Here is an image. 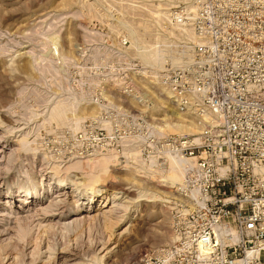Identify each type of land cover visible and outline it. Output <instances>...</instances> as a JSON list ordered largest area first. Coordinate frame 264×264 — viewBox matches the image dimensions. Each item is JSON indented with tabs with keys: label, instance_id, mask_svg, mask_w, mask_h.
<instances>
[{
	"label": "rangeland",
	"instance_id": "374dc122",
	"mask_svg": "<svg viewBox=\"0 0 264 264\" xmlns=\"http://www.w3.org/2000/svg\"><path fill=\"white\" fill-rule=\"evenodd\" d=\"M158 1L0 0V264H122L140 251L160 249L170 242L167 212L162 203L172 195V190L158 182L160 179L156 181L132 171L131 159L119 162L113 155L62 164L46 146V141L59 135V131L79 130L70 127L74 118H92L99 110V105L91 102L94 80H88L89 87L84 91L79 86L75 88L78 78H70L77 46L85 39L99 41L93 30L104 35L114 33L110 39L102 35V42H118L121 35L128 40V27L140 29V25L147 26L149 34L144 35L147 40L150 35L152 39L160 32L154 19ZM161 1L172 3L169 7L180 2L191 6V0ZM98 23L107 24L100 27ZM182 42L189 41L175 40L168 43L170 46L164 43L161 51L168 57L180 54ZM127 46H97L90 58L100 63L122 54L126 56L119 57L122 61H137L145 70L140 77L142 91L139 92L144 103L138 105L127 97L126 104L144 113L153 128L163 129L166 124L190 120L197 124L198 134L200 120L175 112L167 91L151 78L154 76L149 74L151 69L133 56L130 42ZM96 55L99 61L94 60ZM168 65L166 62L165 66ZM176 67L180 66L171 69ZM69 96L77 104L67 112L68 120L60 123L52 117L49 126L43 127L47 108ZM113 98L116 102L124 99L118 93ZM104 99L118 106L112 98ZM30 114L36 117L28 120ZM179 133L173 129L166 136ZM185 135L191 134L185 132ZM19 141L26 143L30 151L20 152L17 160L8 163V153L17 148ZM27 175L37 186L31 202H40L39 209L49 205L48 212L37 213L31 206L19 204L24 187L30 188ZM60 180H64V185L56 189ZM78 186L82 187L78 189ZM86 188L93 189L92 202L89 195L78 191ZM141 192L156 194L157 198H138ZM104 204L107 207L102 208ZM108 210L114 211L108 218L103 217V212ZM17 220L21 223L17 224ZM18 225L25 235L19 232Z\"/></svg>",
	"mask_w": 264,
	"mask_h": 264
},
{
	"label": "built area",
	"instance_id": "2783aa9c",
	"mask_svg": "<svg viewBox=\"0 0 264 264\" xmlns=\"http://www.w3.org/2000/svg\"><path fill=\"white\" fill-rule=\"evenodd\" d=\"M191 5L168 8L163 26L192 27L199 43L191 45L184 67L157 82L175 112L200 120L198 134L154 135L148 117L126 104L127 97L144 103V68L117 55L102 65L90 58L97 46L126 48L128 40L121 35L118 42H102V35L110 39L114 33L92 29L99 41L77 46L69 74L78 78L79 90L86 91L93 79L91 102L102 107L79 130L59 131L46 146L62 164L98 155L124 162L134 141L139 161L153 169H165L173 158L190 162L183 182L162 203L170 242L122 264H264V0ZM117 93L124 99L116 102ZM105 97L118 106H106ZM221 228L234 230L237 240L221 237Z\"/></svg>",
	"mask_w": 264,
	"mask_h": 264
},
{
	"label": "bare ground",
	"instance_id": "6f19581e",
	"mask_svg": "<svg viewBox=\"0 0 264 264\" xmlns=\"http://www.w3.org/2000/svg\"><path fill=\"white\" fill-rule=\"evenodd\" d=\"M167 2H169V1H167ZM167 2L159 0L157 2V4H156V6H157L156 7L157 8V12H156L157 13V17H155L154 19L156 20V22H157V24L159 26L158 28H160L159 29L160 32H157L156 35L152 36L153 37L152 39H151V35H150V39L149 40L146 39V37H145L146 34L144 35V33H148V31H149L147 26H144V25H140L139 26L138 25L139 28L143 31V33L141 32L140 29H138V27H135V26L134 27H132V26L128 27V29H130V34H129L128 40H129L130 46L132 48L133 56L136 57L138 60H140V62L143 65H145L147 68L151 69V71H149V74L150 75L154 74V76L153 77L151 76V78H155L156 80H158L157 79L158 76H160L161 74H163L165 72H168L169 70H174L176 68L184 67L188 63L189 58H190V54L189 53H190V50H191V45L199 43L198 38L195 36V34H194L193 30H192V27L185 26L186 27L185 28L184 26H182V27H164L163 26V22L165 20V17L162 16L161 11L166 13V10L168 8H170L169 6L172 4V3L171 4H167ZM148 6H150V5L148 4ZM191 6H190V8H191ZM153 7L154 8H151L152 14H153V12H155V6H153ZM162 7H163V9L161 10ZM93 10H95V9H93ZM149 10H150V8H149ZM188 28H190V29H188ZM148 37L149 36H147V38ZM175 40H186V41H189V42H187V43H183L182 42V44L184 46L181 47L182 50L180 51V54H179V52H177L178 54H175V55L172 54L169 57H168V55L163 54L161 49H162L164 43H166V45H168V43L170 44V42H174ZM171 45H173V44H171ZM168 46H170V45H168ZM173 50L175 51V49H173ZM93 52H95V51H93ZM94 55H95V53H94ZM120 55H119V57L123 56V59L126 58V56H124L122 54H120ZM97 56L98 55H96L94 57L95 61H99L100 60L99 58L96 59ZM126 60H130V59H126ZM67 62H66V64H68ZM166 62L169 63L168 66H165ZM102 64H104V62ZM177 65L180 66V67H176V68L171 69V67H174V66H177ZM158 71H159L160 74L157 75ZM147 74H148V71H147ZM61 79H64V77L61 76ZM158 85H160V84H158ZM167 94H168V92H167ZM76 104H77V100L74 97H70V96L66 97V98L62 97V98L56 100L55 102H53L51 104V106L49 108H47V114H46V117L43 119V123H42L43 127L46 126V125L49 126L50 119L52 117L57 118V120H59L60 123H62L63 121L68 120L67 119V112H69V110L71 108H73ZM104 104L106 106H112V107L113 106H117V105H115V104H113L111 102L110 103L107 102V103H104ZM99 107H102V106L99 105ZM181 115L189 116V117L194 118L193 116H191L189 114H181ZM33 116H35V115L30 114L29 117H27L28 120H30ZM86 119H87V117L74 118L72 120V122L70 123V127L73 130H77V129L80 128L81 123L84 120H86ZM196 125L192 121L189 120V121H185V122H178V123L172 124V125L171 124H166L163 129H157V128H153L151 126V131H152V133L154 135L157 134L158 137H159V135L166 136L168 134V132L172 131L173 129H176L177 131H179L180 132L179 135H185V132L187 134L193 135V134H196V129H197ZM39 126H41V125H39ZM41 129H43V128H41ZM30 133H31V131H30ZM136 142L137 141H134L133 145L125 151V156H126L125 158H129V159L132 160V171L141 172V173L145 174L147 177H149L151 179L152 178L156 179V181L158 179H160V181H158V182L165 183V185H167L169 188H172V187H175L177 185H180L183 182L184 175H185V170H186L187 166L190 164L189 161L177 160V159L173 158V159L170 160L168 167H166L165 169H160V170L159 169H153L150 166H147V165H145V164H143L142 162L139 161ZM28 151H30V147L28 145H26V143H22V142L19 141V142H17V148L9 151L6 160H7L8 163H10L12 160L14 161V160L18 159V156H19L20 152H28ZM91 182H89V183H91ZM26 183L28 184V186H30V188H25L23 186L24 190L22 191V193L24 195L20 196V198L18 200L19 204L23 205V206H27L28 208L31 206L32 209H34L33 211L37 212V213L38 212H40V213L48 212L47 209H48V207H50L49 205L47 207H42V208L39 209V207L41 206L40 202H36V203L31 202V201H33L35 199L37 186H36V183L30 178L29 175L26 176ZM63 185H64V180H60L58 182V185H56V189H57V187H63ZM79 187H82V186H78L77 188L79 189ZM92 190H91V188L90 189L86 188V189H80L78 191L79 192H83L87 196L89 195L88 197H89V199L92 202L94 200V197L91 195V192H90ZM95 195H96V193H95ZM143 197L144 198H148V199H153V200L157 198L156 194H152V193L147 194L145 192H141L139 194L138 198H143ZM114 198H113V201H114ZM105 207H107L106 204H104L102 206V208H105ZM36 208H38V209H36ZM112 211H114V210H112ZM112 211L108 210L107 212H103V217H105V218L107 217L108 218L109 215L112 214L111 213ZM16 219L17 218H15V220ZM19 223H21V222H19V220H17V224H19ZM18 227H19V225H18ZM18 230H19V232L22 233V235L26 234V232H24L22 230V227H19ZM218 234L221 237L226 235V234H230L234 241L237 240L236 233L232 229L221 228L219 230Z\"/></svg>",
	"mask_w": 264,
	"mask_h": 264
}]
</instances>
